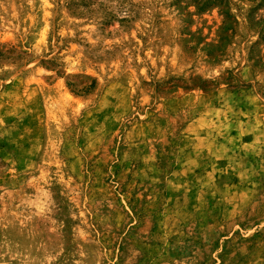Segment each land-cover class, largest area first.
Listing matches in <instances>:
<instances>
[{"label":"rangeland","instance_id":"1","mask_svg":"<svg viewBox=\"0 0 264 264\" xmlns=\"http://www.w3.org/2000/svg\"><path fill=\"white\" fill-rule=\"evenodd\" d=\"M0 264H264V0H0Z\"/></svg>","mask_w":264,"mask_h":264}]
</instances>
